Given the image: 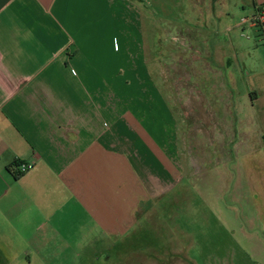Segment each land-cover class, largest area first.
<instances>
[{
    "label": "crops",
    "instance_id": "obj_1",
    "mask_svg": "<svg viewBox=\"0 0 264 264\" xmlns=\"http://www.w3.org/2000/svg\"><path fill=\"white\" fill-rule=\"evenodd\" d=\"M132 1L0 0V264L107 253L182 179L162 104L121 70L142 55ZM242 95L229 98L228 145L256 158L264 182V84ZM22 163L32 167L20 173Z\"/></svg>",
    "mask_w": 264,
    "mask_h": 264
},
{
    "label": "rangeland",
    "instance_id": "obj_2",
    "mask_svg": "<svg viewBox=\"0 0 264 264\" xmlns=\"http://www.w3.org/2000/svg\"><path fill=\"white\" fill-rule=\"evenodd\" d=\"M146 1H132L140 9L133 35L141 61L121 70L131 66L133 85L150 86L162 104L182 179L109 252L87 249L59 264H264V182L250 166L256 158L234 155L226 135L229 98L249 102L242 93L264 84V42L242 22L253 12L251 0ZM124 24L114 33L121 44ZM236 114L240 122L241 110ZM239 126L232 140L238 149Z\"/></svg>",
    "mask_w": 264,
    "mask_h": 264
},
{
    "label": "built area",
    "instance_id": "obj_3",
    "mask_svg": "<svg viewBox=\"0 0 264 264\" xmlns=\"http://www.w3.org/2000/svg\"><path fill=\"white\" fill-rule=\"evenodd\" d=\"M244 23H250L256 28L258 36L264 40V5H255L250 17L242 20ZM32 167L31 163H22L18 165L19 172H24Z\"/></svg>",
    "mask_w": 264,
    "mask_h": 264
},
{
    "label": "trees",
    "instance_id": "obj_4",
    "mask_svg": "<svg viewBox=\"0 0 264 264\" xmlns=\"http://www.w3.org/2000/svg\"><path fill=\"white\" fill-rule=\"evenodd\" d=\"M262 42H264V40Z\"/></svg>",
    "mask_w": 264,
    "mask_h": 264
}]
</instances>
